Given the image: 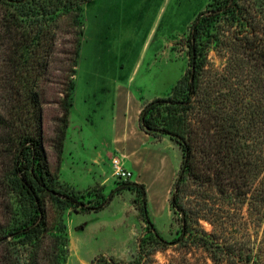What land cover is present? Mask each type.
Here are the masks:
<instances>
[{
  "label": "trees",
  "instance_id": "obj_1",
  "mask_svg": "<svg viewBox=\"0 0 264 264\" xmlns=\"http://www.w3.org/2000/svg\"><path fill=\"white\" fill-rule=\"evenodd\" d=\"M89 1L0 0V154L8 158V169L0 177V264H64V212L100 211L124 190L136 194L145 224L137 264L145 254L167 248L177 256L164 264H264V78L259 79L263 97L254 110L242 101L244 107H216L214 85L220 83L208 79L212 46L224 55L228 48L236 54L240 50L244 62L264 75L259 5L209 0L188 29L183 75L169 96L154 97L140 110L144 132L168 136L181 150L168 198L179 228L167 240L151 220L144 184L119 180L108 194L99 183L79 190L58 182V171L52 172L47 162L41 142L44 94L49 85L58 86L60 127L54 148L60 161L84 32L83 9ZM194 185L202 191L197 208L182 201ZM207 189L223 202H209ZM11 195L25 207L24 217L16 216ZM244 206L254 214V223L243 219ZM145 241L150 251L144 250ZM114 262L113 256L99 254L90 264Z\"/></svg>",
  "mask_w": 264,
  "mask_h": 264
},
{
  "label": "rangeland",
  "instance_id": "obj_2",
  "mask_svg": "<svg viewBox=\"0 0 264 264\" xmlns=\"http://www.w3.org/2000/svg\"><path fill=\"white\" fill-rule=\"evenodd\" d=\"M208 2L91 0L85 4L84 32L74 78L63 163L57 160L54 148L56 128L60 127V107L55 102L58 86H48L42 107L41 142L50 170L58 171V182L68 183L79 190H85L93 179L99 182V168L92 158L97 154L106 156L109 149L110 127L104 117L107 107L117 104L121 107L126 99L133 96L147 101L171 94L187 68L188 29L195 15ZM253 2L259 5L256 6L259 12L257 19L264 27V0H242L248 6ZM244 61L245 55L240 50L236 54L228 48L224 55L217 47L209 49L208 67L211 73L208 79L220 83L219 86L214 85L216 107L221 103H226L228 107H244L242 101L254 110L263 97L259 79L262 80L264 75ZM163 68L164 77L158 73ZM247 69H251V73ZM166 153L171 167L178 166L181 160L179 145L175 143L172 148L166 149ZM154 165L156 167L148 177L144 174L149 180L147 197L152 213L150 217L160 235L170 240L179 228L177 215L166 203L171 168L162 160H155ZM7 169L8 158L0 154V177H4ZM134 176L132 171L129 180L133 181ZM105 177V184L102 185L108 194L120 181L114 179L109 170ZM201 192L198 186L190 188L183 195L184 205L197 208L196 203L202 202ZM132 193L133 196L129 191L120 197L115 195L105 208L97 212L81 213L70 209L64 212L68 235V255L64 264H90L99 254L113 256V264H137L138 241L146 236V232L136 194ZM205 195L209 202H223L222 196L213 190L207 189ZM11 198L16 216L24 217L25 207L15 201L14 195ZM2 207L0 198V221L3 220ZM243 219L254 223V214L248 213L246 206L243 207ZM201 223L206 230L211 229L208 222ZM150 248L151 244L145 241L144 250L150 251ZM173 256L177 253L171 248L158 249L152 255L145 254L140 264H164Z\"/></svg>",
  "mask_w": 264,
  "mask_h": 264
},
{
  "label": "crops",
  "instance_id": "obj_3",
  "mask_svg": "<svg viewBox=\"0 0 264 264\" xmlns=\"http://www.w3.org/2000/svg\"><path fill=\"white\" fill-rule=\"evenodd\" d=\"M164 54L165 52L162 51ZM163 72V73H162ZM158 73L162 74L164 77V68L163 71ZM133 101V102H132ZM142 101L137 99L136 97H132L126 99V102L121 107H118V104L115 107H107V115L106 117L108 121V125L110 127V133L108 134L109 139L107 140V144L109 149L106 151V156H100L97 154L94 156L93 162L99 168V184H105L106 181V171H110V164L111 160L117 155L124 165L125 168L134 171L135 176L133 181L137 183H142L146 189V195L148 194L149 190L147 187L148 179L146 178L149 174L152 173L155 160L158 162L162 160V163L165 165H170L168 154L166 153V149H170L176 143L170 138L163 136V137H153L152 135L144 132L139 126V113L144 103L148 102ZM133 103V104H132ZM72 108V107H71ZM70 108V111H71ZM70 116V113H69ZM69 124V123H68ZM67 138V129H66V136ZM65 140L63 146V153H62V163L64 159V149H65ZM161 144V146H160ZM163 144V147H162ZM111 150V152H109ZM61 163V166H62ZM180 164V163H179ZM178 166L171 167V177L170 182L167 188L166 194V203L168 204L169 198V191L172 184V181L175 177L176 171L178 170ZM155 169V168H154ZM145 174V175H144ZM92 183V184H91ZM97 183L95 179L88 184L93 185ZM86 187V188H87ZM129 190H124L121 193L117 194V196H121L124 192H128ZM130 196H133L131 191ZM149 213H151V208L149 204V199L147 197ZM169 206V204H168ZM152 214V213H151Z\"/></svg>",
  "mask_w": 264,
  "mask_h": 264
},
{
  "label": "built area",
  "instance_id": "obj_4",
  "mask_svg": "<svg viewBox=\"0 0 264 264\" xmlns=\"http://www.w3.org/2000/svg\"><path fill=\"white\" fill-rule=\"evenodd\" d=\"M110 174L117 180H129L132 176V171L125 168L119 158L114 157L110 164Z\"/></svg>",
  "mask_w": 264,
  "mask_h": 264
}]
</instances>
